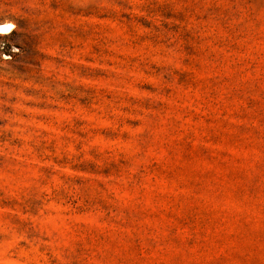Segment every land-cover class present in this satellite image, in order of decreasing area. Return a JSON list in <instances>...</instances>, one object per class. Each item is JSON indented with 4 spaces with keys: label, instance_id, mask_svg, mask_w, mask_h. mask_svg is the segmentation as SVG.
<instances>
[{
    "label": "rangeland",
    "instance_id": "374dc122",
    "mask_svg": "<svg viewBox=\"0 0 264 264\" xmlns=\"http://www.w3.org/2000/svg\"><path fill=\"white\" fill-rule=\"evenodd\" d=\"M0 264H264V0H0Z\"/></svg>",
    "mask_w": 264,
    "mask_h": 264
},
{
    "label": "snow or ice",
    "instance_id": "6c2138e0",
    "mask_svg": "<svg viewBox=\"0 0 264 264\" xmlns=\"http://www.w3.org/2000/svg\"><path fill=\"white\" fill-rule=\"evenodd\" d=\"M4 31V29H0V32H3Z\"/></svg>",
    "mask_w": 264,
    "mask_h": 264
}]
</instances>
